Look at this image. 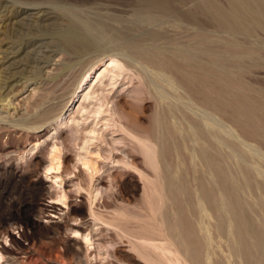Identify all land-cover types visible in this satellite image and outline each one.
I'll use <instances>...</instances> for the list:
<instances>
[{
  "label": "rangeland",
  "instance_id": "374dc122",
  "mask_svg": "<svg viewBox=\"0 0 264 264\" xmlns=\"http://www.w3.org/2000/svg\"><path fill=\"white\" fill-rule=\"evenodd\" d=\"M69 25L92 45L88 52L65 48ZM111 56L125 76L110 96L124 125L94 126L102 142L88 147L99 171L89 182L76 155L93 119L74 113L75 96L84 75V89L100 94L106 79L88 70ZM134 61L156 76L128 68ZM133 73L150 85L139 98L126 77ZM176 100L212 119L192 117ZM61 117L67 122L57 129ZM130 131L159 149L155 179L165 199L156 206L175 264H264V1L0 0L1 264H86L83 240L70 229L73 217L95 229L85 208L90 184L112 190L101 211L143 213L144 182L132 167L152 173L125 140ZM53 143L66 205L56 200V173L45 174ZM121 151L132 167L112 161ZM98 228L97 243L116 242L107 264H145L126 239Z\"/></svg>",
  "mask_w": 264,
  "mask_h": 264
},
{
  "label": "bare ground",
  "instance_id": "6f19581e",
  "mask_svg": "<svg viewBox=\"0 0 264 264\" xmlns=\"http://www.w3.org/2000/svg\"><path fill=\"white\" fill-rule=\"evenodd\" d=\"M263 1L264 0H258L260 4ZM62 41L65 48L68 51H71L72 53L74 52L76 55L88 52L92 46L88 43L87 39H85L81 35L78 28L74 25H69ZM136 65L139 67L140 72L146 77H148L149 80L151 79L150 74L156 76V73L154 71L148 69L147 66L141 62H131V65H129L128 68H135ZM91 70L97 74V76L94 78L96 82L102 84L106 79L105 86L108 87V89L106 87V89L102 87L103 90L100 91V94L98 92L99 95L95 97L94 95L95 93L97 94V92L94 90L92 91L91 87H89L88 89L86 88L87 90L84 89L85 84L88 80V78L84 80V75L81 80L84 81V83L82 84L80 90L75 96V99L78 101L80 100L81 102H79L77 110L74 111V113H80L84 111L87 115H82V117L84 116L83 120H87L90 117L94 121V123L92 121L91 124L93 125V127H91L87 132H85L83 136H81L80 150L84 152L78 153L76 155L78 158L77 162H80L81 166H83V173L85 174V177L89 180V182L92 181V179L99 171L94 167L90 159L88 160V147L90 144L93 143L94 140L102 142V137L100 136V134L97 135L98 132L94 126L98 123H103V126L108 127L111 130H114L115 132L121 131L122 125H124L121 122L123 121L124 117L120 115L117 103H115L112 97H110L115 84L117 85L118 78L124 76L122 65L111 56L109 57L108 61L103 64H100V62L98 61L97 64L92 65L88 72ZM126 77H128L131 82H137V86L133 90V94L135 95L134 98H139V95L146 93L149 90L150 85L144 82L141 76H137L135 73H133V75H126ZM156 91L158 90L156 89ZM90 100H95V102H89L88 105L83 103L85 101ZM176 102L178 104H181L185 111L196 119H200L197 114L198 112H201L200 114L203 113V115H205L209 119H212L209 114H205L204 112L200 111L192 102L190 104H182L178 100H176ZM63 117L58 118L55 121L57 129L61 128L66 124L67 119H64ZM206 117L203 118H205L206 120ZM205 124H207L208 126L210 125L207 122ZM84 130L85 129H82L83 132ZM79 132L81 134V130L77 128H74L72 130L74 140L77 139V135ZM126 136L127 137L125 138V140H127L132 145L133 149L142 157L146 168L152 173V177H149L147 173H144L132 167L130 165L129 157L126 153L122 151V158L119 160H115L113 158L112 161L116 164L131 166L135 171L138 172L140 179L144 182L143 202L145 204V208L143 213L139 211H130L125 207H116L113 209L109 208L105 209V211H101L99 209V207L101 206L98 205L99 200L102 199L105 195L107 198L110 197V195L113 194L112 190L110 188H103L102 186L97 187L96 185L93 186L92 184H90L87 189L88 198L85 208L89 217L92 220L91 228L95 229H93V231L92 229H90V231L84 230L82 226L78 224L79 219L73 217V222L75 224L71 225L70 231L71 233H73L77 237H80L83 240L82 245L85 253L86 264H107L109 263V259L113 257L111 249H114V245L116 244L115 240H112L110 242L97 243L94 239V237L96 236L94 232H97L100 229L98 228L100 226L104 227L105 231L112 232L114 236H116L119 240L122 241V239H126L127 243L129 244V249L135 254V257L143 261L145 264H175L176 260L173 257L172 245L166 238V235L164 233V222L162 216L158 218V209L156 206V203H160L161 205V203L165 199L164 189L162 186L156 183L155 179V177L158 175V164L156 158L159 149L157 145L144 134H138L133 131H130L126 133ZM38 142H36L35 144L37 145ZM61 166V151L58 148L57 144L53 143L48 151V160L46 162L45 174L49 176L52 172L56 173V175L51 177L54 180L55 184L59 187V191L56 194V200L62 203L63 205H66L67 196L65 191L62 190V180L59 176ZM230 176L232 175L230 174ZM1 261L2 256L0 254V264Z\"/></svg>",
  "mask_w": 264,
  "mask_h": 264
},
{
  "label": "crops",
  "instance_id": "0c3cea01",
  "mask_svg": "<svg viewBox=\"0 0 264 264\" xmlns=\"http://www.w3.org/2000/svg\"><path fill=\"white\" fill-rule=\"evenodd\" d=\"M92 221V220H91Z\"/></svg>",
  "mask_w": 264,
  "mask_h": 264
}]
</instances>
